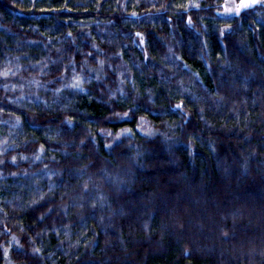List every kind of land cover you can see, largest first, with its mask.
<instances>
[{"label":"trees","instance_id":"16d2710c","mask_svg":"<svg viewBox=\"0 0 264 264\" xmlns=\"http://www.w3.org/2000/svg\"><path fill=\"white\" fill-rule=\"evenodd\" d=\"M226 1L0 0V264H264V0Z\"/></svg>","mask_w":264,"mask_h":264},{"label":"rangeland","instance_id":"374dc122","mask_svg":"<svg viewBox=\"0 0 264 264\" xmlns=\"http://www.w3.org/2000/svg\"><path fill=\"white\" fill-rule=\"evenodd\" d=\"M257 2V0H255V3ZM242 3H249L250 4V6H252V5H254V4H251V0H239V1H237V0H228V1H226V3H225V6H224V8H223V12L224 13H236V12H238L237 11V9H239V11L241 10V9H243L244 7H240L241 6V4ZM229 10H231V11H229ZM9 68V67H8ZM8 68L7 67H4V68H0V79H5L6 77L5 76H7L8 75V73L10 72L9 70H8ZM10 69V68H9ZM101 69H102V66H98L97 67V72H100L101 71ZM23 84H25V85H22L21 84V86L20 85H18V87L17 86H14V89H16V90H18V92H20V98H23V96L25 95L24 94V89H29V88H32L33 89V87L35 86V84L34 83H23ZM24 86V87H23ZM13 88V87H12ZM118 93L120 92V90L119 89H117L116 90ZM8 133H10V132H8ZM2 138L4 137V136H1ZM2 139H0V141H1ZM3 142V141H2ZM0 145H1V142H0ZM10 243L11 244H13V245H17L18 244V240L16 239V237H14V236H12L11 238H10ZM5 257H6V260H5V264H15V262L11 259V257H10V255H9V252H8V250H6L5 251Z\"/></svg>","mask_w":264,"mask_h":264},{"label":"snow or ice","instance_id":"6c2138e0","mask_svg":"<svg viewBox=\"0 0 264 264\" xmlns=\"http://www.w3.org/2000/svg\"><path fill=\"white\" fill-rule=\"evenodd\" d=\"M254 3H255V0H251V4H254ZM249 6H250L249 3H242L240 7L247 8V7H249ZM229 11H231V10H229ZM237 11H239V9H237Z\"/></svg>","mask_w":264,"mask_h":264}]
</instances>
